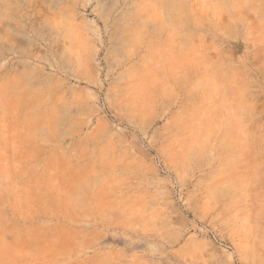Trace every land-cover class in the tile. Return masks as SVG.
Masks as SVG:
<instances>
[{
	"label": "rangeland",
	"instance_id": "obj_1",
	"mask_svg": "<svg viewBox=\"0 0 264 264\" xmlns=\"http://www.w3.org/2000/svg\"><path fill=\"white\" fill-rule=\"evenodd\" d=\"M0 264H264V0H0Z\"/></svg>",
	"mask_w": 264,
	"mask_h": 264
},
{
	"label": "built area",
	"instance_id": "obj_2",
	"mask_svg": "<svg viewBox=\"0 0 264 264\" xmlns=\"http://www.w3.org/2000/svg\"><path fill=\"white\" fill-rule=\"evenodd\" d=\"M155 163H156L157 168L160 170V172L164 173L165 169H164L161 161L158 158L155 159Z\"/></svg>",
	"mask_w": 264,
	"mask_h": 264
}]
</instances>
